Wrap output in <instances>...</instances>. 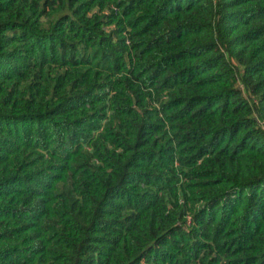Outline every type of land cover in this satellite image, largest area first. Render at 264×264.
I'll list each match as a JSON object with an SVG mask.
<instances>
[{"label":"trees","instance_id":"trees-1","mask_svg":"<svg viewBox=\"0 0 264 264\" xmlns=\"http://www.w3.org/2000/svg\"><path fill=\"white\" fill-rule=\"evenodd\" d=\"M0 264H264V0H0Z\"/></svg>","mask_w":264,"mask_h":264}]
</instances>
